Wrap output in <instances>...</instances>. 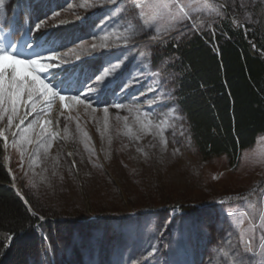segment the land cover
Returning a JSON list of instances; mask_svg holds the SVG:
<instances>
[{"label":"rangeland","instance_id":"rangeland-1","mask_svg":"<svg viewBox=\"0 0 264 264\" xmlns=\"http://www.w3.org/2000/svg\"><path fill=\"white\" fill-rule=\"evenodd\" d=\"M23 1L29 29L23 23L13 28L17 0L0 3V26L13 48L21 54L30 44L59 55L45 78L61 95L85 101L65 107L58 95L38 97L36 111L22 105L10 129L7 116L0 120L7 137L3 160L19 194L42 209L55 208L51 213L65 222L54 234L40 232V264H134L140 211L167 216L148 242L144 264H264V134L236 165L225 156L203 159L176 101L170 59L155 63L152 40L189 20L183 7L191 22L200 13L222 17V0ZM223 1L230 13L238 3ZM163 4L168 7L155 6ZM72 20L81 23L75 33L67 25ZM62 24L57 33L64 40L58 41L48 29ZM100 52L92 68L78 67ZM49 110L60 133L42 122ZM174 206L192 212L169 216ZM241 237L251 240L252 252Z\"/></svg>","mask_w":264,"mask_h":264},{"label":"trees","instance_id":"trees-1","mask_svg":"<svg viewBox=\"0 0 264 264\" xmlns=\"http://www.w3.org/2000/svg\"><path fill=\"white\" fill-rule=\"evenodd\" d=\"M222 9V17L200 13L194 21L197 29L183 26L154 40L153 47L155 63L170 59L176 73V101L203 159L225 156L229 164L236 165L243 151L264 134V0H238L231 5L233 17L227 8ZM235 22L243 25L238 27ZM64 26L49 31L57 32ZM3 146L0 137V264H40V232L54 233L65 222L51 213L55 208L42 209L19 194L3 163ZM167 212L169 216L184 215L192 208L174 206ZM136 215L139 226L130 258L134 264H144L148 242L160 234L167 216L142 211ZM145 225L149 228L142 227ZM108 226L109 220L102 224L100 235H107ZM119 229L123 231L121 226ZM162 244L166 245L164 239Z\"/></svg>","mask_w":264,"mask_h":264},{"label":"snow or ice","instance_id":"snow-or-ice-1","mask_svg":"<svg viewBox=\"0 0 264 264\" xmlns=\"http://www.w3.org/2000/svg\"><path fill=\"white\" fill-rule=\"evenodd\" d=\"M2 3V0H0ZM159 7L167 8V4L163 5H155ZM139 7V5H137ZM56 15H59L58 13ZM185 17L187 19H191L185 13ZM39 24L36 25L39 28ZM28 47H32V45H28ZM93 48H96L97 45H92ZM99 47H107V45H99ZM71 51L75 52V49ZM67 55V54H66ZM58 57L55 53L49 55L48 57H40L36 58H21L20 54L15 51V48L11 50L0 49V120L3 119L4 116H7V126L10 129L13 125V120L19 114L21 106L27 107L29 104L31 105V111H36V105L39 102L36 98L42 97L44 101L50 100V98H54L55 96H59V99L63 102L66 99H69L66 95H61L58 91L55 90L51 83H46L44 79L41 78L40 73L47 71V66L41 63L42 59L47 60H55ZM76 59H79V56H76ZM104 75L107 76L108 72L105 71ZM25 95L27 96V100H25ZM71 100L76 101L77 103H85V101L81 100L79 95L71 96ZM68 107V105H64ZM117 108L121 107V105H116ZM105 113H107L108 109H104ZM20 124H23V119L20 120ZM48 123H51L50 121ZM19 128V125H17ZM32 125L30 124L26 129H24V133L27 134L31 132ZM15 136V133H13ZM0 137H3L4 141H7V137L4 136L3 131H0ZM22 140L28 139L27 135L21 137ZM31 143V140H28ZM178 151V150H177ZM222 203V202H221ZM234 214L229 212L228 216L231 217ZM241 243L246 245L245 251L252 252L251 248V240H243L241 237Z\"/></svg>","mask_w":264,"mask_h":264},{"label":"bare ground","instance_id":"bare-ground-1","mask_svg":"<svg viewBox=\"0 0 264 264\" xmlns=\"http://www.w3.org/2000/svg\"><path fill=\"white\" fill-rule=\"evenodd\" d=\"M12 48H13V42L11 41V37H10L9 33L0 26V49L11 50ZM53 53L54 52H52L51 50H47V49L45 50V48L44 49H38V48L29 47V49L22 51L20 56H21V58H25V59L36 58L37 56L46 58ZM56 56L59 58V55L56 54ZM55 60H53V61H55ZM41 63H43L47 66V71L40 73L41 78L44 79L46 83H49L50 81L48 82L47 81L48 78L46 79L45 77L47 76V73L50 70L49 67L51 66L52 60L42 59ZM48 101H51V98ZM65 104L66 105H72V104L75 105V104H77V102L71 100L69 97V99L65 100ZM49 121L51 123H48ZM42 122L44 125L48 124L52 129H57L59 131V124H58L59 121L50 110L48 112H46L45 116L43 117ZM44 128L46 129L47 127L44 126ZM47 129L49 130V128H47ZM59 133H60V131H59Z\"/></svg>","mask_w":264,"mask_h":264},{"label":"water","instance_id":"water-1","mask_svg":"<svg viewBox=\"0 0 264 264\" xmlns=\"http://www.w3.org/2000/svg\"><path fill=\"white\" fill-rule=\"evenodd\" d=\"M239 25H241V23H239ZM253 44L256 46L257 45V42L256 41H253ZM258 47H256L257 49Z\"/></svg>","mask_w":264,"mask_h":264}]
</instances>
